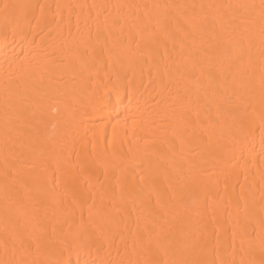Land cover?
Here are the masks:
<instances>
[{
    "label": "bare ground",
    "instance_id": "obj_1",
    "mask_svg": "<svg viewBox=\"0 0 264 264\" xmlns=\"http://www.w3.org/2000/svg\"><path fill=\"white\" fill-rule=\"evenodd\" d=\"M0 264H264V0H0Z\"/></svg>",
    "mask_w": 264,
    "mask_h": 264
},
{
    "label": "snow or ice",
    "instance_id": "obj_2",
    "mask_svg": "<svg viewBox=\"0 0 264 264\" xmlns=\"http://www.w3.org/2000/svg\"><path fill=\"white\" fill-rule=\"evenodd\" d=\"M5 7H7V6H5Z\"/></svg>",
    "mask_w": 264,
    "mask_h": 264
}]
</instances>
